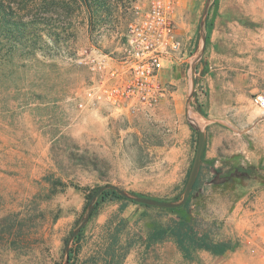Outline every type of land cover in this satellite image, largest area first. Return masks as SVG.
<instances>
[{"label":"rangeland","instance_id":"rangeland-1","mask_svg":"<svg viewBox=\"0 0 264 264\" xmlns=\"http://www.w3.org/2000/svg\"><path fill=\"white\" fill-rule=\"evenodd\" d=\"M41 1L38 10L20 13L36 24L11 23V32L7 26L0 32L7 53L0 63V264H65L68 240L102 185L179 201L199 136L188 113L206 132L203 153L213 149L214 137L231 132L234 138L223 139L234 159L222 161L216 178L208 173L212 160L203 159L199 185L180 211L98 195L69 264H93L96 251L111 242L105 224L113 220L115 227L120 217L128 220L120 232L128 248L123 264H216L227 253L245 254L252 230L237 233L230 217L238 202L253 215L257 203L249 202L256 195L264 200V167L245 163L262 144L252 137L250 119L255 107L264 121L252 100L264 88V0L210 1L190 105L207 0L193 15L187 0L182 51L165 61L166 97L151 111L130 113L92 103L86 91L118 66L128 27L150 0ZM187 213L201 234L237 246L219 256L200 249L191 260L173 239L146 247L152 228Z\"/></svg>","mask_w":264,"mask_h":264},{"label":"built area","instance_id":"built-area-1","mask_svg":"<svg viewBox=\"0 0 264 264\" xmlns=\"http://www.w3.org/2000/svg\"><path fill=\"white\" fill-rule=\"evenodd\" d=\"M179 5V0H150L138 13L128 27L118 66L109 67L105 76L87 89L92 103L130 113L151 111L162 102L168 92L165 61L177 59L184 43L178 24ZM252 100L264 112V89L254 93ZM254 234L259 241L249 239L252 241L245 251L250 260L227 253L216 264H264V237L256 231Z\"/></svg>","mask_w":264,"mask_h":264},{"label":"trees","instance_id":"trees-1","mask_svg":"<svg viewBox=\"0 0 264 264\" xmlns=\"http://www.w3.org/2000/svg\"><path fill=\"white\" fill-rule=\"evenodd\" d=\"M42 5L41 0H0V32L5 30L8 24H16L17 26L36 24L37 21L34 19L25 20L24 16L20 14L21 12H26L28 15L35 9L38 10ZM8 27V26H7ZM11 29L8 27V31ZM11 32V31H10ZM6 44V43H5ZM5 48V45L0 47V63H4L5 60L3 57L7 55L6 51L2 50ZM8 52V50H7ZM204 154V153H203ZM204 157V156H203ZM202 157V161L203 158ZM201 169L198 173L194 187L190 193V196L185 205L178 208H169L172 211H180L187 209L190 204V198L192 192L199 185ZM93 195L91 194L90 197ZM103 200L106 199H123L126 202H133L140 204L146 207H152L150 205L138 203L132 200H129L122 195H120L114 189H106L101 193ZM160 209H165L157 207ZM125 209V204H122L120 210ZM127 218L120 217L118 222L115 223L113 227V220L108 221L105 224L111 238V242L108 244H103L97 251L95 256L92 257L93 264H123L128 248L125 245L121 244L120 232L127 225ZM81 237V233L75 238L76 247L70 248L69 259L70 261L77 256L81 250V245H77ZM168 239H173L181 251L185 259L191 260L195 259L197 252L200 249L207 250L214 255H223L226 252L234 249L237 246V243L228 240L217 241L213 239L208 233H200L193 225L192 218L188 216V213L185 215H180L178 218L171 220L169 223H159L150 231L149 235L145 238L146 247H151L156 243L163 242ZM131 245V243L129 244Z\"/></svg>","mask_w":264,"mask_h":264},{"label":"crops","instance_id":"crops-1","mask_svg":"<svg viewBox=\"0 0 264 264\" xmlns=\"http://www.w3.org/2000/svg\"><path fill=\"white\" fill-rule=\"evenodd\" d=\"M187 0H179L180 5L178 8V24H179V31L181 34V38L185 40V33H186V28H185V19L189 15L188 10L186 8ZM203 0H192L191 2V14H197L199 12L201 4ZM264 89V88H263ZM261 91V90H258ZM256 91V92H258ZM255 92V93H256ZM257 109L255 107L252 108V113L251 116V130L250 132L252 133V137L254 138L255 141H258L261 144L259 152L257 150L251 149L247 155L245 156V162L246 164L254 167H264V121L260 120L259 115H257ZM228 136L229 141L234 138V135L231 132L225 133V131L220 134L218 137H214V142H213V149L208 151V153H204V159H211L212 162L214 163V169L213 171H209L210 175H212L214 178H216L217 175L221 174V167L220 165L223 163L222 161L224 159H234L236 151L233 150L231 145H226L223 139V136ZM204 161H202V164ZM214 183V182H213ZM210 184V183H209ZM216 185V184H214ZM221 185V184H220ZM250 190L255 191V188L252 186L250 187ZM250 204H253L255 201L256 204V209L254 210L253 215L250 214V208L246 205V208L244 210L241 208V203L238 202L236 208L231 214V217L233 221L235 222V230L237 233H241L244 231H256L259 233V235H262L264 237V200L259 198V195L254 196L252 198ZM248 207V208H247ZM252 209V208H251ZM243 210V211H242ZM250 219V220H249ZM249 233V237L245 239L244 241V246H243V251L245 252L247 248H249V239H253V241H257L258 238H256L254 232ZM259 241V240H258ZM240 255V254H239ZM240 258L243 259L244 261H248L251 259V255L246 253L243 255H240Z\"/></svg>","mask_w":264,"mask_h":264},{"label":"water","instance_id":"water-1","mask_svg":"<svg viewBox=\"0 0 264 264\" xmlns=\"http://www.w3.org/2000/svg\"><path fill=\"white\" fill-rule=\"evenodd\" d=\"M210 1L211 0H207L206 6H205V9L203 12L202 21H201V31L203 34L202 35L203 44H202L201 52L198 54L195 62L192 64V87H191V92L189 94V98L187 101L188 105H190L191 99L194 95L195 88H196V78H195L196 62L198 60H200V58L203 56L204 51L206 49V34H205L204 25H205V19H206V15L208 13ZM187 118L190 122V125L198 132L199 136H198V143H197V147L195 150V156H194L192 168H191V171L189 173V177H188L187 184H186L182 198L179 201L161 200V199H157V198H153V197L132 194L129 191L121 188L120 186H118L116 184H110L109 183V184L102 185L101 187L98 188V190L95 192V194L89 200L88 207H87V214H86L84 220L73 230V232H72V234L68 240V243L66 246L65 264H69V260H70L69 254H70L71 242L78 235V233L82 230V228L85 226V224L90 220V218L92 216L94 199L98 195H100L102 192H104L106 189H114L120 195H122L123 197H125L129 200H132V201H135L138 203H142V204H146V205H150V206L163 207V208H178V207H181V206L186 204V202L190 196V193L194 187V184L196 182L198 173L200 171L201 164H202L203 152H204V148H205V144H206V132H205V130L202 127H200V125L198 124V121L189 113L187 115Z\"/></svg>","mask_w":264,"mask_h":264},{"label":"bare ground","instance_id":"bare-ground-1","mask_svg":"<svg viewBox=\"0 0 264 264\" xmlns=\"http://www.w3.org/2000/svg\"><path fill=\"white\" fill-rule=\"evenodd\" d=\"M192 113H190V115H191ZM196 119V118H195ZM199 124V123H198Z\"/></svg>","mask_w":264,"mask_h":264}]
</instances>
